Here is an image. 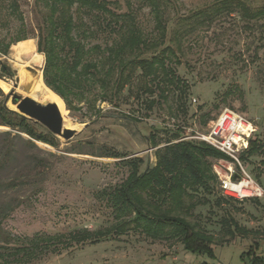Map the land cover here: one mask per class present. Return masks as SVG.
<instances>
[{
    "label": "rangeland",
    "instance_id": "rangeland-1",
    "mask_svg": "<svg viewBox=\"0 0 264 264\" xmlns=\"http://www.w3.org/2000/svg\"><path fill=\"white\" fill-rule=\"evenodd\" d=\"M12 1L0 0V49L9 44L6 51L1 49L0 62L11 65L16 75L0 78V102L17 110L12 97H5L12 90L40 96L35 85L39 71L44 78L46 57L38 49L37 35L46 9L40 0H18L16 11ZM217 1L163 0L165 45L175 50L167 66L181 81L170 82L164 73L150 80L138 70L116 104L72 96L67 107L59 95L65 102L64 126L70 125L75 134L69 140L58 136L55 145L33 143L28 134L0 124L1 226L25 244L36 235L52 237L48 242L37 240L38 251L18 261L17 256L1 255L0 264H250L242 259L243 252L257 240L264 248V194L244 199L221 194V179L230 167L234 175H241L238 179L244 176L240 165L227 158L211 159L218 176L212 192L199 190L186 203H200L183 213L218 240L215 257L186 251L177 240H154L134 230L96 242L77 244L74 238L75 232L97 231L115 222L107 193L127 180L134 158L143 159L142 171L154 166L157 149L168 141H199L196 136L226 107L257 127L258 152L247 161L240 158L244 150L238 157L264 190V18L247 20L224 7L209 17L194 16ZM246 1L253 7L264 5V0ZM112 6L131 12L145 35L157 37L149 0H119ZM112 32L95 33L88 46L104 47ZM20 34L28 38L16 42ZM26 40H33L44 56L41 68L31 62L34 52H19ZM228 216L240 227L235 237L222 228Z\"/></svg>",
    "mask_w": 264,
    "mask_h": 264
},
{
    "label": "trees",
    "instance_id": "trees-1",
    "mask_svg": "<svg viewBox=\"0 0 264 264\" xmlns=\"http://www.w3.org/2000/svg\"><path fill=\"white\" fill-rule=\"evenodd\" d=\"M118 1L40 0L46 9L38 24L37 35L38 49L46 57L44 81L66 101L67 107L72 96H79L87 102L101 100L116 104L138 70L150 80L158 79L164 73L170 82H174L173 79L181 81L167 66V59L175 54V50L173 46L165 45L168 25L163 0H149L156 20V38L142 32L131 12L115 10L112 5ZM11 3L13 10L18 11V0ZM223 7L228 12L238 11L247 20L264 18V5L253 7L246 0H219L193 13L194 16L204 14L209 17L213 12H221ZM110 32L112 37L104 47L98 44L88 46V39L95 33L108 35ZM27 38V34H20L15 41ZM8 47L9 44L1 49L6 51ZM15 75L11 65L0 62L1 79L7 80ZM5 97L9 98V94ZM0 124L28 134L31 141L57 144L58 136L47 127L9 108L4 101L0 102ZM259 148V139L254 134L248 148L240 154L241 160L247 161ZM155 154L156 164L143 171V159L134 158L127 180L107 193L115 222L105 229L75 232L77 244L88 240L96 242L112 233L124 234L134 230L154 240H177L186 251L215 257L218 240L199 229L183 213L200 203L198 200L186 203L199 190L212 192L218 176L212 171L211 159L231 158L203 141L191 139L168 141ZM240 176L235 175V179ZM220 201L218 198L217 202ZM222 224L230 237L238 234L240 227L232 217H225ZM42 236L36 235L25 244L12 238L0 223V256L5 253L17 256L18 261L19 256L38 251L37 240L48 242L52 239L51 236ZM241 257L248 259L250 264H264L262 243L255 241Z\"/></svg>",
    "mask_w": 264,
    "mask_h": 264
},
{
    "label": "built area",
    "instance_id": "built-area-1",
    "mask_svg": "<svg viewBox=\"0 0 264 264\" xmlns=\"http://www.w3.org/2000/svg\"><path fill=\"white\" fill-rule=\"evenodd\" d=\"M257 131L256 125L242 114L231 108H224L219 115L212 119L207 129L196 137L219 151L228 155L242 168L241 179H235L234 170L229 168V175L221 179L220 191L226 197L244 199L249 197H261L264 194L262 187L244 169L239 153L249 146L250 138ZM246 182L240 190L236 188L237 183Z\"/></svg>",
    "mask_w": 264,
    "mask_h": 264
},
{
    "label": "water",
    "instance_id": "water-1",
    "mask_svg": "<svg viewBox=\"0 0 264 264\" xmlns=\"http://www.w3.org/2000/svg\"><path fill=\"white\" fill-rule=\"evenodd\" d=\"M17 85L18 83H14L15 87ZM10 96L12 97V103L16 105L17 110L15 111L41 123L56 136H62L67 140L73 138L75 131L71 128H65L64 116L56 103L40 101L31 95L23 96L15 90L10 92Z\"/></svg>",
    "mask_w": 264,
    "mask_h": 264
},
{
    "label": "bare ground",
    "instance_id": "bare-ground-1",
    "mask_svg": "<svg viewBox=\"0 0 264 264\" xmlns=\"http://www.w3.org/2000/svg\"><path fill=\"white\" fill-rule=\"evenodd\" d=\"M18 48H19V52L21 54L34 52L33 57L31 59L32 64L38 68L42 67L43 62H44V56L40 52L36 51V44L34 43L33 40H26V41L21 42L19 44ZM0 82H2V81L0 80ZM35 88L37 89L38 93L40 94V96L37 99L40 98V99H42L41 101H50V102L56 103L57 106L59 107L61 113L62 114L64 113V111H65L64 100L45 84L44 78L42 75V71H39V79L35 85ZM14 107L16 108V105H14ZM65 128H71V126L65 124ZM246 184L247 183L245 181L242 182L241 184L237 183L236 188H238L240 190Z\"/></svg>",
    "mask_w": 264,
    "mask_h": 264
}]
</instances>
